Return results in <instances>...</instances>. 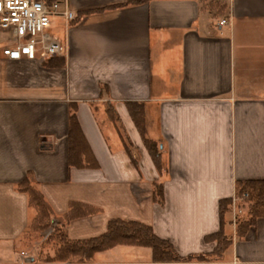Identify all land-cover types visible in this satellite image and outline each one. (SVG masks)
<instances>
[{"label":"crops","instance_id":"1","mask_svg":"<svg viewBox=\"0 0 264 264\" xmlns=\"http://www.w3.org/2000/svg\"><path fill=\"white\" fill-rule=\"evenodd\" d=\"M58 1L76 18L127 0ZM132 1L75 24L51 16L63 51L49 60L59 66L7 58L2 49L15 38L0 29V264L34 258L21 241L35 214L17 188L24 178L55 219L71 202L93 209L65 223L70 239L98 236L111 219L135 220L180 255L211 251L215 243L204 236L219 229L218 201L233 199L237 181L264 179V0ZM129 101L140 104L147 137L163 148V204L153 200L159 174ZM72 102L98 168L68 165ZM104 103L114 107L116 126ZM236 213L225 215L232 242L220 260L156 264H264V215L238 237ZM151 263L150 248L116 245L90 264Z\"/></svg>","mask_w":264,"mask_h":264},{"label":"trees","instance_id":"2","mask_svg":"<svg viewBox=\"0 0 264 264\" xmlns=\"http://www.w3.org/2000/svg\"><path fill=\"white\" fill-rule=\"evenodd\" d=\"M132 3H135V1L127 0L100 8L83 10L70 23L75 24L87 14L117 9ZM62 63V61L52 63L51 60L45 62L47 66L61 65ZM126 107L159 174V179L152 182L153 200L159 204H163L161 181L165 173L163 148H160L159 143L155 140L147 137L140 104L129 101L126 102ZM76 109L77 104L75 102L69 104L67 132L68 165L80 169L98 168L97 160L79 126ZM104 109L108 120L116 126L119 118L112 104L104 103ZM122 146L129 155L133 165L138 168L137 159L132 154L130 143L122 139ZM17 188L27 193L28 206L35 212L29 227L33 231L41 232L43 235L40 253L27 264H50L54 262L61 264H90L95 252L104 251L116 245H133L150 248L152 252L151 264L192 261L208 262L220 260L224 251L232 242L231 234H228L224 229L225 215L232 210V197L222 198L218 201L219 229L204 236L205 242L215 243L214 248L209 252L180 255L172 243L157 236L150 225L135 220L111 219L108 221L105 232L98 236L81 240L70 239L65 230V223L75 217L93 212L92 208L84 204L71 202L67 216L61 220L55 219L51 207L42 194L31 185L28 178L20 181L17 184ZM243 194L245 196L241 201L236 202L235 205L236 209L239 210L235 214L234 219L235 235L238 237H242L246 229L254 224L258 217L264 215V179L237 181L234 188V197H241ZM46 247L52 248L53 256L42 252Z\"/></svg>","mask_w":264,"mask_h":264},{"label":"built area","instance_id":"3","mask_svg":"<svg viewBox=\"0 0 264 264\" xmlns=\"http://www.w3.org/2000/svg\"><path fill=\"white\" fill-rule=\"evenodd\" d=\"M62 16L66 22L75 19V14L68 8L60 9L59 1L53 0H0V29L10 30L15 38L12 47H4L2 54L9 59L26 58L47 61L60 55L63 46L50 31V17ZM222 19L220 24H226ZM245 196L233 197L232 210L236 202Z\"/></svg>","mask_w":264,"mask_h":264},{"label":"rangeland","instance_id":"4","mask_svg":"<svg viewBox=\"0 0 264 264\" xmlns=\"http://www.w3.org/2000/svg\"><path fill=\"white\" fill-rule=\"evenodd\" d=\"M103 129H107L106 125H103ZM42 233L39 231H33L30 227L25 231L23 236L21 237L22 244L24 249L28 254L36 258L38 253H40V244L43 240ZM44 254H49L53 256V250L51 247H46L42 250ZM50 264H61L58 262L50 263Z\"/></svg>","mask_w":264,"mask_h":264}]
</instances>
